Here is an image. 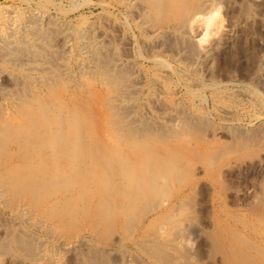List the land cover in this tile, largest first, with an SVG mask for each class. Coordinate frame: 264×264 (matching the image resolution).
<instances>
[{
    "label": "rangeland",
    "instance_id": "1",
    "mask_svg": "<svg viewBox=\"0 0 264 264\" xmlns=\"http://www.w3.org/2000/svg\"><path fill=\"white\" fill-rule=\"evenodd\" d=\"M131 1L2 0L66 36L0 77V264H264V0H214L199 58L168 28L204 0Z\"/></svg>",
    "mask_w": 264,
    "mask_h": 264
},
{
    "label": "bare ground",
    "instance_id": "2",
    "mask_svg": "<svg viewBox=\"0 0 264 264\" xmlns=\"http://www.w3.org/2000/svg\"><path fill=\"white\" fill-rule=\"evenodd\" d=\"M134 3H140V1L141 0H132ZM131 1V2H132ZM143 1V0H142ZM141 1V2H142ZM145 1V0H144ZM151 3H152V1L153 0H149ZM149 1H147L148 3H149ZM205 2H204V7H202L201 5L199 6V7H201V8H203V9H201V10H195L192 14H191V18H188V19H190V20H187V21H189L186 25H180L181 27H183V28H179L180 26L177 24V27H175V26H172V24H170L171 25V27H169L168 29H170V30H173V32L175 31H178V32H184V33H186V34H190L191 36L193 35V33H192V30H193V28H194V26H201V25H203L205 28H206V30H207V32L206 33H204V34H202V35H199V36H197V34H195V42H193V41H191L192 43H189L190 42V40L188 39V37L185 35V37H187V43L188 44H186V45H191V44H193V43H195L194 45H195V47H196V49H194V50H196V52L198 53V58L199 57H201L202 55H204V54H208L209 52H210V50H212L211 49V44H207V42H206V35L208 34V32L209 31H211V29H212V27L214 26V21H213V16H208L206 13H205V11H206V9L210 6V5H214L215 3H213V1L214 0H204ZM221 1V0H220ZM146 2V1H145ZM146 2V3H147ZM203 2V1H202ZM151 3H150V5H151ZM154 3V2H153ZM218 3V2H217ZM144 4V3H143ZM215 5H217V4H215ZM213 7V6H212ZM212 11V10H211ZM211 11H210V15H211ZM16 12H17V10H5V7H4V5H3V3H2V0H0V77H7V79H8V77L9 78H11V76L14 78V76H13V72H12V70H10L9 68H8V66H13V67H17V68H21V69H25V70H29V69H34V68H36L37 69V67L39 68V66L41 65L40 63H37V61H36V58H33L32 56H33V54H38V56L40 57V55H43V57L45 58L46 56H44V54H47L46 53V51L49 49V47H50V44H51V42L50 41H48V37H47V35H50L51 33H49L50 31H58V30H60L61 29V23H60V21H57V20H59V19H57V20H55V18H54V20H50L49 21V19L47 18V16L45 15V14H30L29 15V17L26 19L25 18V20L23 19V17L24 16H22V17H19L17 14H16ZM48 19V20H47ZM183 23H186V21L185 22H183ZM183 23H181V24H183ZM169 25V26H170ZM174 25V24H173ZM162 26V25H161ZM161 26H157V28L154 30L155 32V34H160V33H163L164 31H166V30H164V29H162V28H158V27H161ZM203 27V28H204ZM62 28H63V25H62ZM217 28V27H216ZM23 29L25 30V31H27L29 34H30V37H25L24 35H23V33H24V31H23ZM64 29V28H63ZM63 29H61L60 31H61V33L63 34V35H65V30H63ZM197 29H199V28H197ZM53 31V32H54ZM194 31V30H193ZM204 31V30H203ZM169 32H171V31H169ZM49 33V34H48ZM55 33V32H54ZM54 33L52 34V35H54ZM57 33H59V36H60V32H57ZM52 35H50V36H52ZM180 35V34H179ZM179 35H177L176 37H178ZM182 35V34H181ZM180 35V37H181V39H185V38H182V36ZM62 36V35H61ZM66 36V35H65ZM98 35H96V37H97ZM54 37V36H53ZM53 37H49V38H53ZM57 37V36H56ZM89 37V36H88ZM60 38H62V37H60ZM85 38H87V37H85ZM90 38H92V37H90ZM89 38V40L88 41H85V46L87 47V50L86 51H89V52H96V50H100V49H98L101 45H100V41H99V39L98 38H92V39H90ZM190 39H191V37H190ZM86 40V39H85ZM186 40V39H185ZM182 41H184V40H182ZM215 41V40H214ZM50 43V44H48V43ZM216 42V41H215ZM183 43H186V42H183ZM215 44V43H214ZM37 46V47H36ZM103 46V45H102ZM190 47H193V45H191ZM190 47H186V49L188 48L189 50H190ZM194 47V48H195ZM106 48V47H105ZM51 49V48H50ZM187 49V50H188ZM193 49V48H192ZM191 49V50H192ZM102 50V49H101ZM100 50V51H101ZM104 50V49H103ZM190 50V52H194V51H191ZM49 51H52V50H49ZM99 51V52H100ZM48 52V51H47ZM98 52V51H97ZM182 52V51H181ZM195 52V53H196ZM103 53V52H102ZM196 53V54H197ZM62 54H63V52H62ZM67 54V53H66ZM89 54V53H88ZM182 54V53H181ZM194 54V53H193ZM195 54V55H196ZM210 54V53H209ZM48 55V54H47ZM95 55H97V53H95ZM100 55V54H99ZM103 55V54H102ZM191 55V54H190ZM62 56V55H61ZM64 56V55H63ZM66 56V55H65ZM65 56L62 58V65L64 66L65 64H66V62H65ZM192 56V55H191ZM48 57V56H47ZM93 57V56H92ZM99 57V56H98ZM116 57V56H115ZM195 57V56H194ZM193 57V58H194ZM67 58V57H66ZM42 59V58H41ZM40 59V60H41ZM100 59H101V57H100ZM103 59V58H102ZM191 59H192V57H191ZM47 60H48V58H47ZM46 60V62H48ZM113 60V61H112ZM129 59L128 58H125V57H116L115 59H111V60H109L108 61V63L109 62H113V65H116V66H119L120 67V65H122V64H124L125 62H127ZM193 59H192V63H193ZM197 61H199V59L197 60ZM45 62V61H44ZM45 62V63H46ZM111 62V63H112ZM131 62V61H130ZM130 62H128V63H130ZM196 62V61H195ZM43 63V62H42ZM48 64V63H47ZM126 64V63H125ZM43 65H45L46 66V64H43ZM42 65V66H43ZM127 65V64H126ZM109 66H110V63H109ZM112 66V65H111ZM114 67V66H113ZM40 68H44V66L43 67H40ZM67 68V67H66ZM112 68V67H111ZM113 69V68H112ZM118 71H120V70H122V69H124V68H122L121 67V69L119 70L118 68H116ZM134 69V68H133ZM114 70V69H113ZM137 70V69H136ZM135 70V71H136ZM46 71H48V70H46ZM115 71V70H114ZM135 71L134 72H130L131 74H132V76H130L129 78H133V79H135L136 77V73H135ZM16 78V77H15ZM5 79V78H4ZM3 79V80H4ZM6 79V80H7ZM9 81H10V79H8ZM132 80V79H131ZM130 80V81H131ZM14 81V80H13ZM133 81H135V80H133ZM15 83L17 82V80H15L14 81ZM135 82H138V81H135ZM139 84H141V83H139ZM129 85V84H128ZM142 85V84H141ZM126 87H127V85H126ZM132 87V88H131ZM128 88V87H127ZM130 88H131V91H132V89L134 90V91H137V89H139V88H141L140 87V85H138V83H134V84H132V86H130ZM4 89V88H3ZM127 90V89H126ZM130 90V89H129ZM140 90V89H139ZM128 91V90H127ZM131 91L129 92V93H131ZM132 94H134V92L132 93ZM136 94V93H135ZM126 95V97H122V98H119V100H118V105L120 104V105H128L130 102H132V100H133V98H135L133 95H128V94H125ZM128 95V96H127ZM117 101V100H116ZM131 105V104H130ZM129 105V106H130ZM174 115V114H173ZM172 117H174L175 118V116H172ZM171 120H173L174 121V119H172L171 118ZM175 120H176V118H175ZM23 206V205H22ZM24 206H25V204H24ZM21 208H23V207H21ZM24 211H25V208H24ZM187 228V227H186ZM182 230H183V228H182ZM187 229H184V232H187L186 231ZM181 231L179 230V233H180ZM183 232V233H184ZM186 233H184V235H185ZM181 235V234H180ZM181 236H183V235H181ZM89 256V255H88ZM104 256H106V255H104ZM7 257V256H6ZM89 257H91V256H89ZM107 257V256H106ZM105 257V258H106ZM13 264H16L18 261H17V257L13 254H11V255H9L8 257H7ZM88 258V257H87ZM98 258V257H97ZM105 258H102V256H100L99 257V259H95L96 261H98V262H96V263H94V262H92V264H107V263H109L110 261H109V259H107L106 258V260L105 261H107L108 260V262H104V261H102L103 259H105ZM110 258V257H109ZM7 259V260H8ZM89 259V258H88ZM101 259V260H100ZM3 260V259H2ZM110 260H111V258H110ZM90 261H92V260H90ZM89 261V262H90ZM1 262V261H0ZM91 264V263H90ZM110 264V263H109Z\"/></svg>",
    "mask_w": 264,
    "mask_h": 264
}]
</instances>
